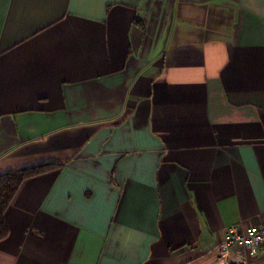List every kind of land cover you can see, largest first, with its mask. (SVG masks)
Masks as SVG:
<instances>
[{
  "label": "crops",
  "instance_id": "0c3cea01",
  "mask_svg": "<svg viewBox=\"0 0 264 264\" xmlns=\"http://www.w3.org/2000/svg\"><path fill=\"white\" fill-rule=\"evenodd\" d=\"M34 165L0 264H221L264 221V0H0V174Z\"/></svg>",
  "mask_w": 264,
  "mask_h": 264
},
{
  "label": "built area",
  "instance_id": "2783aa9c",
  "mask_svg": "<svg viewBox=\"0 0 264 264\" xmlns=\"http://www.w3.org/2000/svg\"><path fill=\"white\" fill-rule=\"evenodd\" d=\"M261 249H264V221L247 228L228 226L220 242L206 254L220 258L221 264H245Z\"/></svg>",
  "mask_w": 264,
  "mask_h": 264
},
{
  "label": "trees",
  "instance_id": "16d2710c",
  "mask_svg": "<svg viewBox=\"0 0 264 264\" xmlns=\"http://www.w3.org/2000/svg\"><path fill=\"white\" fill-rule=\"evenodd\" d=\"M47 167L46 165H34L8 170L0 174V240L5 238L8 233V227L4 220V210L8 206L20 182L28 176L44 171Z\"/></svg>",
  "mask_w": 264,
  "mask_h": 264
}]
</instances>
